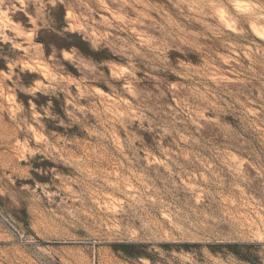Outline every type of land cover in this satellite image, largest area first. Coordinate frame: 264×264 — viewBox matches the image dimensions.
Instances as JSON below:
<instances>
[{"label": "rangeland", "instance_id": "374dc122", "mask_svg": "<svg viewBox=\"0 0 264 264\" xmlns=\"http://www.w3.org/2000/svg\"><path fill=\"white\" fill-rule=\"evenodd\" d=\"M0 264H264V0H0Z\"/></svg>", "mask_w": 264, "mask_h": 264}]
</instances>
